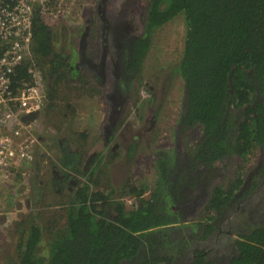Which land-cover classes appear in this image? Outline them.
<instances>
[{"label":"trees","instance_id":"trees-1","mask_svg":"<svg viewBox=\"0 0 264 264\" xmlns=\"http://www.w3.org/2000/svg\"><path fill=\"white\" fill-rule=\"evenodd\" d=\"M151 1L146 18L147 34L152 35L177 16H184V49L175 69L186 83L190 122L197 120L206 132L204 153L208 160L228 152L226 141L233 116L229 104L232 108V103L247 104L236 143L241 154L251 158L259 143L264 146V104L257 102L255 95L257 86L262 93L264 90V0ZM35 44L33 60L39 59L46 68L45 59L52 53L53 43L39 12L34 19ZM138 45L143 49L133 63L141 70L151 42L139 40ZM19 73L20 78L29 77L26 66ZM228 84L235 90L231 101ZM75 135L71 130L48 141L59 149L56 170L50 175L52 193L66 187V169L78 171L82 149ZM105 157L104 151L97 153L92 168L95 173ZM106 175L110 184L109 174ZM95 179L86 187L76 188L64 205L66 208L54 215L47 218L40 210L38 218L18 222L13 253L7 263L122 264L138 255L145 242L144 232L161 222H154L156 216L148 207L126 212L121 204H118V218L109 219L106 210L111 204L103 191H93L92 186L103 184ZM222 196L223 193H218V197ZM99 202L104 203L103 211ZM240 251L241 256L233 264H264V229L255 230L243 239Z\"/></svg>","mask_w":264,"mask_h":264},{"label":"rangeland","instance_id":"rangeland-1","mask_svg":"<svg viewBox=\"0 0 264 264\" xmlns=\"http://www.w3.org/2000/svg\"><path fill=\"white\" fill-rule=\"evenodd\" d=\"M88 2L90 3L88 4ZM105 2L106 5L102 4V0H36L34 3L35 14L39 12L42 21L47 25L49 37L53 43L51 44L52 50L64 51L65 48H69L71 52L69 44L74 40L80 41V44L83 45L84 38H76L75 35H81L79 33L83 31L87 24V9L91 7V3L96 4L97 8L100 6V10L105 12L107 19L114 20L125 17L123 12L121 14L118 12L120 4L117 3V0H105ZM147 41L151 42V46L147 56L142 60L141 70L139 68H137L139 70L132 68V73L128 77L129 84L127 90L124 91V83H118V90L121 93L122 100L121 115L125 110L123 124L126 122L129 124L131 122L134 125L141 124L138 122V118L141 119L143 116L149 114V123L152 126H157L158 124V127L162 128L161 131L159 130V133L157 132V144L155 146L151 145V151L147 150L145 146L141 148L143 150L139 154L137 152L132 161L133 164L129 167L132 177L127 176L120 180L115 175L125 171L120 168L119 164L123 160V155L126 154L128 147L120 143L119 137L112 138L113 140L109 141V145H105L104 148L106 150H103V145L100 146L98 143L99 134L101 135L102 133H100L101 129H99L100 120L104 126L113 124L109 123L108 120L107 122L105 119L109 108L106 96L111 95V92L114 91L116 85L113 86V82L120 81L119 79L124 70L122 54H125V50L120 51L118 49V55L122 60L116 61V65L109 59L108 64H110V67L106 70L104 76L106 80L111 82L104 87L100 95L88 98L87 94L89 91L75 80H73V84H61L57 93H55L50 101L51 104L48 106V109L41 111L37 121L27 128V130H24L21 137L14 143L15 153L12 160L5 164L3 162L0 163V264H8V259L13 253L12 246L18 232V222L21 220L29 221L34 219V217L35 219L38 218L40 210L48 218L61 211L72 197L67 193L70 191L69 189L66 190L67 187L55 193L49 191V188H42L46 185V182H44L46 177L50 178V168L53 165H57L59 161V149L57 145L51 146L48 144L46 146L44 140L47 141L48 139L52 141L61 135L66 130L65 127L69 126L68 124L70 123L68 122L71 120H74L77 124L75 128H72L73 130L82 131L83 129H87L90 133L91 141L95 139L96 146L94 148L90 146L87 149V155L94 152L95 149H101L106 154V159L103 161L104 166L101 169V180H99V183L103 182V184L92 186V189L95 192L103 191L108 196L107 201L111 204H108V209L106 210L107 212L110 209L108 211L110 217L108 218L112 220L118 218L117 210L120 206L118 204L123 205L126 212H131L138 209V207L144 206L145 208L148 207L155 214V198L159 194L158 187L160 180L157 175L158 173L152 167V163L155 162L153 155L157 150L172 151L174 149L173 126L176 124L180 114L183 99L187 100L188 97L186 83L175 69L184 49V16L179 15L158 28L152 35L148 34ZM34 46L37 45H34L33 37L31 53L34 52ZM33 61L38 63L37 65L44 79L45 67L39 59ZM250 73H252V70H250ZM229 84L227 91L229 100L231 101L233 94L235 96V90ZM152 90H154V93H152ZM152 99L153 106L150 111L146 109V105L150 104ZM67 104H69L71 110L74 112L73 118H71V115L63 116ZM229 110L233 116L230 120V133L226 141L228 152L224 155L228 156L226 162L229 177L215 192L223 193V196L226 190L234 191L238 188L237 185L242 181L241 175L245 168V165L241 162L244 156L241 154L236 143L240 124L245 117V105L238 106L232 103V108L229 104ZM121 115L115 121L116 124L120 120ZM95 116L97 118L92 119ZM21 141L27 147L28 156L20 155L19 143ZM112 144L118 149L116 153H112L109 148ZM258 151H260L259 146L254 149V153L250 159L257 156ZM94 162L93 160L90 164L91 166L88 165V167L93 168ZM147 162L148 166L145 169L144 165ZM86 169L77 167L78 171L74 172V179L76 181L80 182L84 177L82 181L84 187L93 183L90 177L86 175L87 172H84ZM106 173L109 174L110 184L106 181L108 180ZM112 174L116 178L115 182L112 179ZM237 176L238 179L236 181ZM80 184L81 182L77 185V189ZM42 189L47 196L45 195V198L42 197L40 199L38 192L43 191ZM149 203L150 205H148ZM98 204L101 207L104 205L103 202H99ZM153 216H156L153 219L154 222L162 219V223H165L166 217L163 215L155 214ZM212 217L215 216L213 215ZM147 232L148 230L144 232V238H146Z\"/></svg>","mask_w":264,"mask_h":264},{"label":"flooded vegetation","instance_id":"flooded-vegetation-1","mask_svg":"<svg viewBox=\"0 0 264 264\" xmlns=\"http://www.w3.org/2000/svg\"><path fill=\"white\" fill-rule=\"evenodd\" d=\"M139 1L140 3L137 5L143 13L140 14L137 22L128 28V32L127 30L119 32L116 28L115 19L109 20L105 24L107 15L100 10V6L97 8L96 4L91 3V7L87 9V24L83 31L79 33L81 35H75L76 38H84L83 45L80 44V41L74 40L72 43L69 42L71 52L69 48H65L64 51L52 50L49 57L45 59L47 62L44 80L48 91V99L42 111L48 109L51 104L50 101L57 93L56 91L60 85L73 84V80L89 91L88 98L101 94L104 87L111 81L98 76L91 67L89 69V62L92 56L97 57L100 51L104 49L103 44L106 43V34L109 35L111 32H117L124 38L128 37L127 40L125 38V44L119 47L120 51L125 50V54H122L124 70L119 79L120 81H117V83H124V91L127 90L128 77L132 73V68L137 69L133 62L136 58L139 59L143 49L142 45L136 47V42L140 40L144 43L148 40L146 18L148 6L152 1ZM125 2H129V0ZM104 3L106 5L105 0H102V4ZM134 8L132 4H129L128 8L124 10L125 17L121 21H126V19L131 21L130 18L134 16ZM122 9L124 8L120 7L118 12ZM122 26L121 23L118 25V27ZM133 28L138 30L134 31ZM146 34L147 36H145ZM56 60L61 62H56ZM109 67L110 64L107 65L106 69ZM56 81L59 83L57 86ZM115 85L116 82H113V86ZM257 87L256 100L264 104V90L262 93L259 86ZM152 93H154V90H152ZM187 103L188 100L183 99L180 114L173 126L174 149L172 151L157 150L153 155L155 162L152 163V167L158 173L160 180L159 194L155 198V214L166 217L165 223H162L161 219L162 224L148 229L140 253L132 259H125L122 264H233L234 260L241 256L240 249L243 239L254 234L255 230L264 229V146L259 143V155L257 154L253 159L242 158L244 162L243 160L241 162L245 165V168L241 175L242 181L237 185L238 188L236 190L233 188L234 191H228L224 187L226 191L222 197L223 199L218 197L219 192L215 193L216 189L225 183L229 177L226 162L228 156L212 161L208 160L207 154L204 153L206 132H203L204 127L197 120L190 122ZM152 104L153 99L150 104L146 105V109L151 111ZM121 105L119 103V109ZM246 107L247 104L245 105V113L247 111ZM241 110L243 111V109ZM73 113V110L67 104L63 116L71 115V118H73ZM124 115L125 110L116 125L108 124L104 126L101 120L99 122L100 133H102L99 134L98 143L100 146L103 145V150L105 145H109V141L116 137L120 138V143L128 147L126 154L123 155V160L119 164L120 168L125 171L115 175L120 180L127 176L132 177L129 167L133 164L134 156L137 152L139 154L144 146L151 151V145L155 146L158 142L157 132L159 133V130H162L158 127V124L152 126L149 123V114L143 116L142 120L138 118V122L141 124L137 125L131 122L130 124L127 122L123 124ZM95 118L97 117L95 116L92 119ZM68 123L70 124L65 127V133H69L73 130L72 128L77 126L74 120ZM73 131L76 133V139L81 144L79 149H82L78 167L81 169L87 168V171L84 172H87L86 175L90 177L91 182L95 178L98 182L101 180L100 175L104 162H102L99 169L100 172L98 170L96 173L90 168V164L93 160L95 161L96 155L101 149H95L94 152L87 155V149L90 146L93 148L96 146L95 139L91 141L87 129ZM48 141V139L47 141L44 140L46 146L49 144ZM109 148L112 153H116L118 150L114 144L110 145ZM88 165L90 166L88 167ZM147 166L148 162L144 165L145 169ZM54 167L55 165L50 168L51 172L56 170V167ZM66 171V174H68L66 190L69 189L70 191L67 193L73 196L80 182L78 188L84 187L82 182L84 177L82 181L78 182L74 179L75 171L70 169H66ZM115 176L112 174L114 182L116 181ZM237 179L238 176L236 181ZM44 182H46V185L42 188H49V191H53L54 186L51 178L46 177ZM227 189L229 188L227 187ZM39 192L38 197L40 199L45 198V195L47 196L44 190ZM101 209L103 211V207ZM213 215L215 217H212Z\"/></svg>","mask_w":264,"mask_h":264},{"label":"built area","instance_id":"built-area-1","mask_svg":"<svg viewBox=\"0 0 264 264\" xmlns=\"http://www.w3.org/2000/svg\"><path fill=\"white\" fill-rule=\"evenodd\" d=\"M36 0H0V163L14 156V143L35 120L26 117L39 114L45 107L48 91L38 63L31 53L34 37ZM27 67V78L19 69ZM21 156H28L20 143Z\"/></svg>","mask_w":264,"mask_h":264},{"label":"water","instance_id":"water-1","mask_svg":"<svg viewBox=\"0 0 264 264\" xmlns=\"http://www.w3.org/2000/svg\"><path fill=\"white\" fill-rule=\"evenodd\" d=\"M127 0H121L120 7L124 8L122 9L119 14H121L122 12L124 13V10H126L129 6V4L133 5L134 10V16L133 18H130L131 21H128V19H126V21H121V18H116V28L119 32H121V30H127L128 32V28H130V26H133V24H135L137 22L138 17L140 16V14L143 13V11H141V9H139L138 5L140 3V1L138 0H129V2H125ZM130 11H132V9H130ZM109 20L106 18L105 20V24H107L109 22ZM122 24V27H118L119 24ZM133 30H138L137 28H133ZM144 32V31H143ZM126 40L128 37H125ZM124 37H122V35H119L117 32H111L109 35L106 34V43L103 44L104 49L102 51H100V53L97 55V57L92 56L90 58V62H89V69L91 67V69H93V72L96 73L98 76H102L104 79H106V77L104 76V74L106 73V68L108 65V61L109 59H111L110 61L114 64L116 63V61L118 60H122L119 55H118V49L121 45H124L126 40ZM123 50V49H122ZM111 54H113L112 56H110ZM116 65V64H115ZM118 77H120V75H118ZM116 82V81H115ZM107 100H108V104H109V108H108V112L106 115V121L108 120L109 123H113V125H115V121L117 120V118L120 117L121 115V109L118 108L119 103L122 104V100H121V93L118 90V83L116 82V90L111 92V95H107ZM39 114H33L29 117L25 118V121H30V120H35L38 117ZM107 121V122H108ZM112 125V126H113ZM111 127V126H110ZM109 128V127H108ZM103 129L105 130V128L103 127Z\"/></svg>","mask_w":264,"mask_h":264},{"label":"bare ground","instance_id":"bare-ground-1","mask_svg":"<svg viewBox=\"0 0 264 264\" xmlns=\"http://www.w3.org/2000/svg\"><path fill=\"white\" fill-rule=\"evenodd\" d=\"M117 1H118V2H117L118 4L121 2V0H117ZM103 5H105V3H104Z\"/></svg>","mask_w":264,"mask_h":264}]
</instances>
